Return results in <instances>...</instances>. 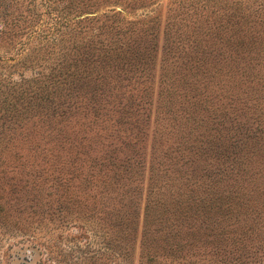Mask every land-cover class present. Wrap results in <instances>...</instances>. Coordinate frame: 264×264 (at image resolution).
<instances>
[{
  "label": "trees",
  "instance_id": "obj_1",
  "mask_svg": "<svg viewBox=\"0 0 264 264\" xmlns=\"http://www.w3.org/2000/svg\"><path fill=\"white\" fill-rule=\"evenodd\" d=\"M120 1L124 3L121 7L124 10L143 0ZM105 2L113 3L105 4L104 10L91 15L80 16L69 13L67 9L78 4L81 7L86 5V11H92ZM117 2L0 0V46L10 51L9 54L4 52L0 55V82H16L20 76H25L18 73L16 77L10 69L18 65L15 58L26 54H32L29 63L44 67V78L47 77L49 83L63 82L65 76L62 74L68 77V88L72 89L74 95L71 102V134L63 137V144L43 153L45 157L41 158V162L45 166L39 163L37 168L32 166V172L24 170V173L41 176L48 171L54 181L50 185L59 191L60 202L75 204L95 218L99 233L94 234L99 235V241L109 243L108 239L113 238L110 232L115 227L123 237L124 230L128 232L126 228L132 219V208L130 202L124 205V199L130 201L131 192L136 188L132 184L135 180L133 166L137 163L135 157L139 156L135 144L143 129L150 127L141 221L148 224L152 216L150 225H153V231H148V236L147 231L141 235L139 264H178L164 252L165 248L178 250L184 242L181 227L175 218V208L182 203L196 208V203L203 204L204 201L201 196L191 197L196 195V185L194 189L188 188L189 193L185 190L176 192L177 195L186 194L177 198L169 185L180 186L181 182L175 180L174 183H167V172L171 170L169 165L175 164L176 158L186 163L193 162L194 159L188 155H195L193 145L200 146L202 141L213 151L220 149L219 141L224 136L226 117L224 102H229L235 93L227 82L229 74L221 68V64L226 62L230 70L229 63L235 65L241 59L235 57L245 53V18L239 16L240 4L233 0H212L211 3L193 0L188 3L190 8L178 7L173 13L178 18L172 22L176 29L162 33L163 62L159 65L151 98L153 107L146 113L144 104L151 82L146 83L145 59L142 58L148 57L147 36L144 31L139 34L135 28H131L138 20L126 19L123 10L116 8ZM182 26L184 28L180 29ZM204 37L213 38V41L209 40L214 45L211 75L206 66L202 67L205 58L202 55ZM66 42L67 47L72 49L71 54L76 52L82 56L77 58L79 64L73 62L71 71L56 74L53 69L63 66ZM34 73L41 74V71L37 69ZM207 81H210L208 85ZM205 96L209 98L210 107L202 104ZM201 128L206 129L208 136L196 132L190 137L191 131ZM48 174L43 177L47 178ZM178 176L187 178L183 174ZM218 179L213 178L209 184ZM189 183L186 181L185 185ZM25 185L27 183L22 186ZM33 189V194L40 191L38 187ZM210 199L211 195L206 197L207 201ZM21 204L30 209H26L28 212L25 214L29 218L34 216L29 215V211H36L33 206H41V203L33 204L30 201ZM64 205L67 204H58L55 209ZM10 207V202L6 206L0 204V221L2 218L7 220ZM21 208L25 209L23 206ZM52 211L47 208L46 212ZM139 214L138 211L137 217ZM45 220L56 225L51 217ZM9 222L11 220L5 224ZM19 226L25 227L26 232L20 241L31 244L32 248L25 247L20 253L19 246L17 249L10 246L4 248L0 253L1 264H53L54 261V264H66L69 261L64 248L55 238L43 240L39 251H44V257L34 258L37 244L33 225L29 220ZM107 247L111 248L102 246L101 253L80 256L72 264H118L117 254L112 258L111 249Z\"/></svg>",
  "mask_w": 264,
  "mask_h": 264
},
{
  "label": "rangeland",
  "instance_id": "obj_2",
  "mask_svg": "<svg viewBox=\"0 0 264 264\" xmlns=\"http://www.w3.org/2000/svg\"><path fill=\"white\" fill-rule=\"evenodd\" d=\"M192 1L143 0L124 10L121 8L124 5L122 1L118 0L115 4L116 8L123 10L126 19L138 20L131 28H135V32L139 34L144 31L147 36L145 44L148 57L142 59H145L143 66L146 83L152 84L150 83V93L149 96L147 93L144 104L146 113L153 107L151 98L159 65L163 62L162 33L176 29L172 22L177 20L178 15L174 16L173 13L180 6L190 8L188 3ZM201 1L205 3L206 0ZM233 1L240 4L241 8L237 13L241 18H245L243 24L247 28V36L243 38L247 47L245 53L235 57L241 58L235 65L229 63L230 70L227 69L226 62L221 64V68L229 74L227 82L235 93L229 102H224L226 117L224 136H221L222 140L219 141L220 149L213 151L202 141L200 146L193 145L196 154L188 155L194 159L193 162L186 163L183 159L176 158L175 164L169 165L171 170L167 172V183H174L175 180L181 182L180 186L169 185L177 198L185 197L186 194L177 195L176 192L185 190L189 193L188 188L194 189L196 185V195L191 197L201 196L204 201L203 204L196 203V208L185 203L175 208V218L181 227L184 242L180 249L165 248L164 252L169 259L178 261V264H264V0ZM111 3L113 2H105L92 11H86V5L81 7L78 4L67 9L69 13L80 16L91 15L104 10ZM204 38L202 55L205 58L202 67L206 66L205 69L211 75L214 45L209 43V40L213 41V38ZM67 44L66 42L64 45L66 53L63 66L53 69L56 74L59 71H71L73 62L79 64L77 58L82 56L76 52L71 54L72 49H69ZM4 52L10 53L0 46V55ZM221 54L224 55L225 52ZM31 55L15 58L18 65L10 69L16 77L18 73H24V77L20 76L16 82H0V204L6 206L8 202L11 203L8 210L10 215L7 217L11 222L5 224L7 220L3 218L0 221V253L8 246L12 249L20 247L19 253L25 247L32 248L31 244L20 241V237L26 236V232L25 227H20L19 224L30 220L38 250H34V258L44 257V251H39L43 240L55 238L64 248L69 260L66 264H72L83 255L99 254L102 251L100 247L106 245L111 247L107 248L111 249L112 258L117 254L116 263L139 264L141 235L147 231L148 236V231H153V225H150L152 216L149 217L148 224L141 221L150 127L143 129L135 144L139 156L135 157L137 163L133 166L135 180L132 184L136 188L131 192L130 201L124 199V205L130 202L132 208V219L126 228L128 232L124 230L123 237L115 227L110 232L113 238L108 239L109 243L99 241V235L94 234L99 233L95 218L75 204L60 202L59 191L50 185L54 181L49 177L51 174H48V171L41 172V176L24 173V170L32 172V166L37 168L39 163L45 166V163L41 162V158L45 157L43 153L63 144V137L71 134L70 128L73 124L71 102L74 95L72 89L68 88V77L62 74L61 76H65L63 82L49 83L47 77L44 78V67L29 63ZM37 69L41 74L34 73ZM209 83L210 81H207V85ZM208 99V96H205L202 104L210 107ZM196 132H203L208 136L206 129L201 128L191 131L190 137L196 135ZM46 174L48 177L44 178ZM178 174L186 175L187 178L179 177ZM216 177L220 179L209 184V181ZM186 181L190 183L185 185ZM24 183L27 185L22 186ZM32 187H38L40 191L33 194L35 190ZM47 191L50 193L47 194ZM210 195L211 199L207 201L206 197ZM31 197L32 199H29ZM29 201L33 204L41 203V206H33L36 211H29V215H34L32 218L25 216L28 212L26 209H30L21 204ZM58 204L67 205L55 209ZM47 208L52 209V213H47ZM46 217H51L56 225L46 222ZM100 233L102 234V229Z\"/></svg>",
  "mask_w": 264,
  "mask_h": 264
}]
</instances>
